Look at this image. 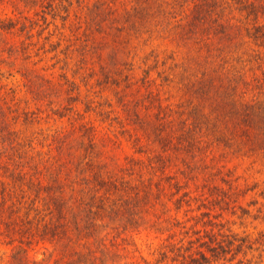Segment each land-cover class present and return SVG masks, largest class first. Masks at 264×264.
I'll use <instances>...</instances> for the list:
<instances>
[{
  "label": "trees",
  "instance_id": "obj_1",
  "mask_svg": "<svg viewBox=\"0 0 264 264\" xmlns=\"http://www.w3.org/2000/svg\"><path fill=\"white\" fill-rule=\"evenodd\" d=\"M47 1L55 18L58 7L65 5L69 11L75 2H85L59 0L55 5L56 0ZM124 9L107 26L97 25L101 40H107L106 45L118 41L119 47L127 49L122 44L131 36L163 33L183 50L175 58L179 80L174 83L187 97L176 106L164 104L155 90L146 97L128 99L123 105L125 117H108L117 122L119 130H104L91 121L77 125L72 120L69 128L59 122L77 114L83 119L79 103L88 112L100 102L91 97V89L84 94L68 75L54 80L33 68L29 47L30 39L42 34L40 29L34 32L38 21L23 12L19 18L0 16V35L18 37L0 51V61L7 63L1 69L10 71L9 77H0L7 79L0 80V243L15 250L12 264H30L31 251L47 256L50 248L49 255H56L54 264H111L131 245L129 236L140 223H150V214H158L161 223H170L172 208L166 206L162 213L156 209L159 203L165 205L162 197L173 199L178 212L190 200V191L183 190L187 183L171 170L173 156L168 150L148 152L152 133L144 128V110L156 118L157 140L169 139L177 151L202 158L213 151L264 156V0H174L167 4L135 0ZM99 14L103 15V8ZM99 46L103 47L102 42ZM87 48L86 44L79 68L88 64ZM98 51L101 60L102 49ZM101 69L104 79L98 78V84H105L101 89L110 82L120 83L107 75L102 63ZM18 74L23 82L18 81ZM20 86L27 93L24 108L18 98ZM59 91L66 95L65 103L56 105L51 97ZM53 117L55 121L50 123ZM168 129L169 138L165 135ZM121 159L125 162L120 165ZM112 164L118 173L109 170ZM143 167L153 176L138 173ZM175 219L172 227L182 224ZM216 225L223 239L208 231L210 242H202L196 249L190 239V245L180 246L184 251L170 264H212L228 253L232 252L233 259L240 253L247 255L245 247L253 248L247 238L228 240L224 224ZM184 233L188 235L190 229ZM258 243L264 244V240ZM167 253H162L165 259Z\"/></svg>",
  "mask_w": 264,
  "mask_h": 264
},
{
  "label": "rangeland",
  "instance_id": "obj_2",
  "mask_svg": "<svg viewBox=\"0 0 264 264\" xmlns=\"http://www.w3.org/2000/svg\"><path fill=\"white\" fill-rule=\"evenodd\" d=\"M133 1L135 2V0H85L82 5L75 2L69 11H66L65 5L58 7L59 14L55 18L51 7L47 5V0H0V16L19 18L21 16L19 12H23V15L38 21L34 32L37 33L40 29L42 34L40 37L39 34H35L30 39L29 47L33 68L54 80L61 79L64 74L68 75V78L80 85L84 94L91 89V97L100 102L92 106L88 112L85 111V104L79 103L78 109L81 114H84L83 119L78 114L72 119H61L59 122L65 123L66 128L72 127V120H75L77 125L83 120L94 122L93 124L104 130H119L117 122H112L108 117H125L123 112L125 101L135 96L136 98L146 97L152 90H155L154 93L160 96L164 104L176 106L187 97V93L184 94L185 90L174 83L179 80V76L176 77L178 70L175 67V58L177 60L183 50L170 43L163 33L150 31L139 36H131L127 44H122L127 46V49L123 46L119 47L118 41L111 44L108 41L106 45L107 40H101L103 35L100 30H96L97 25L100 23L103 27L107 26L113 15H123L124 8L126 6L127 9L130 8ZM160 1L167 4L174 0ZM58 3L60 1L56 0L55 5ZM98 5L101 7H97ZM102 8L103 15L99 14ZM68 14L66 19L63 18ZM113 31L115 34V30ZM17 38L11 35H0V51L6 43H13ZM99 42H102L103 47L99 46ZM86 44L88 47L86 63L88 64L85 68H79L81 65L79 60L85 51ZM99 48L102 49L101 60L98 58ZM171 54H173L172 58ZM122 62L127 64L123 65ZM101 63L108 69L107 75H113L120 82L118 85L110 82L105 89H101L105 85L98 84V78L104 79ZM6 65V62L0 61V77L4 74L9 77L10 71L7 68L1 69ZM170 66L174 69H170ZM75 72H77L76 75H73ZM17 78L18 81L23 82L19 74ZM3 80L7 81L6 78ZM20 87H22L21 90L17 91L18 98L22 102L21 108H24L27 93L24 86ZM63 91H66V88ZM62 93L59 91L52 95L51 99L56 100V105L65 101L66 95ZM47 106H53V104ZM103 110H106V113H102ZM109 111L110 115L107 113ZM143 117L144 128L147 127L146 130L152 133L148 152L156 154L168 150L167 152L173 156L171 170L173 173L178 172L183 184L187 183L183 190L190 191V200L184 202L178 212L173 199L163 198L161 194L160 198L162 197L165 205L159 203L156 209L158 213H162L166 210V206L172 208L168 216L170 223L169 220L161 223L158 214H150V223H140L142 226L138 227V231L134 230L129 236L131 245H128L126 252L122 251L123 256L113 259L111 264H166L168 261L170 264L176 255L184 251V247L190 245V239L195 241V249L202 242H210V237L207 236L208 231L213 230L218 235V240L223 239L219 234L220 226H217V223L224 224L223 233L228 234V240L247 238L254 244L252 249L245 247L247 255L240 253L231 259L233 257L231 252L226 255L227 257L218 259L212 264H264V244L258 243L259 240H264V235L260 234L264 231V156L261 154L244 156L233 151L222 154L220 151H213L210 154H204L202 158L199 155L194 156L177 151L172 148L169 139L157 140L154 133L156 124L154 114L150 110L147 112L144 110ZM54 119V117L51 118L50 123H53ZM165 135L169 138V129ZM129 152L133 151L129 150ZM141 157L146 159V155ZM124 162V159H121L119 164ZM173 164H175L174 167H172ZM109 170L114 173L119 171L113 164L110 165ZM139 172H144L146 178L153 176V173L145 167L139 169ZM138 173L133 177L135 178ZM176 217L182 224L172 227V224L176 223ZM211 221L213 226L209 225ZM151 224L154 225L149 231ZM186 229H190L188 235L184 233ZM193 229L200 232L194 233ZM160 232L165 233L161 236ZM172 243L178 244L174 246ZM180 246H184L182 250L179 249ZM12 248L10 245L0 243V264H12V255L15 251ZM200 248L207 251L206 247ZM51 251L52 248L49 253ZM165 251L168 252V259H165L162 254ZM49 253L45 256L31 251V257L27 261H30V264H54L56 255L51 256Z\"/></svg>",
  "mask_w": 264,
  "mask_h": 264
}]
</instances>
